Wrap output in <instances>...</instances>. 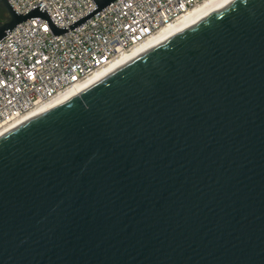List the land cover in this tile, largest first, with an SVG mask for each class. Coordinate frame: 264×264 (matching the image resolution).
Here are the masks:
<instances>
[{
	"label": "water",
	"instance_id": "95a60500",
	"mask_svg": "<svg viewBox=\"0 0 264 264\" xmlns=\"http://www.w3.org/2000/svg\"><path fill=\"white\" fill-rule=\"evenodd\" d=\"M35 7L0 6V42ZM0 264H264V0H232L0 135Z\"/></svg>",
	"mask_w": 264,
	"mask_h": 264
},
{
	"label": "built area",
	"instance_id": "2783aa9c",
	"mask_svg": "<svg viewBox=\"0 0 264 264\" xmlns=\"http://www.w3.org/2000/svg\"><path fill=\"white\" fill-rule=\"evenodd\" d=\"M7 1L19 15L42 8L59 28L95 9L91 0ZM206 1L115 0L57 37L45 20L18 24L0 42V131L21 122Z\"/></svg>",
	"mask_w": 264,
	"mask_h": 264
},
{
	"label": "bare ground",
	"instance_id": "6f19581e",
	"mask_svg": "<svg viewBox=\"0 0 264 264\" xmlns=\"http://www.w3.org/2000/svg\"><path fill=\"white\" fill-rule=\"evenodd\" d=\"M232 0H208L205 3L195 7L193 10L188 12L186 15H183L177 22L170 24L166 27H163L157 34L149 38L145 43L142 45L130 50L129 52L123 53L119 57H117L112 63H110L107 67L104 69L95 72L93 75H91L89 78H87L85 81H83L80 84H77L70 88L69 90L65 91L64 93L60 94L57 98H55L50 103L41 106L40 108L36 109L35 111L29 113L27 116H25L21 121L24 119L30 117L31 115L37 113L38 111L44 109L45 107L51 105L52 103L58 101L59 99L65 97L66 95L72 93L73 91L79 89L80 87L88 84L89 82L95 80L96 78L104 75L105 73L111 71L112 69L120 66L121 64L127 62L128 60L136 57L137 55L143 53L144 51L152 48L153 46L159 44L160 42L170 38L171 36L181 32L182 30L188 28L189 26L193 25L194 23L198 22L199 20L206 17L208 14H210L212 11H214L219 6H222L224 4H227L231 2ZM12 127V126H11ZM10 128V127H9ZM7 129H4L0 131V135L4 133Z\"/></svg>",
	"mask_w": 264,
	"mask_h": 264
},
{
	"label": "trees",
	"instance_id": "16d2710c",
	"mask_svg": "<svg viewBox=\"0 0 264 264\" xmlns=\"http://www.w3.org/2000/svg\"><path fill=\"white\" fill-rule=\"evenodd\" d=\"M7 21V15L3 8L0 6V24Z\"/></svg>",
	"mask_w": 264,
	"mask_h": 264
}]
</instances>
